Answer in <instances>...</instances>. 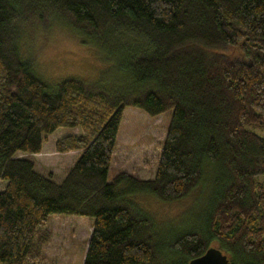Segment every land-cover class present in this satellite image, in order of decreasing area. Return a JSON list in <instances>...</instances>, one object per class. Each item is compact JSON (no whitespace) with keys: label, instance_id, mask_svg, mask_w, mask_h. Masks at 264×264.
Here are the masks:
<instances>
[{"label":"trees","instance_id":"trees-1","mask_svg":"<svg viewBox=\"0 0 264 264\" xmlns=\"http://www.w3.org/2000/svg\"><path fill=\"white\" fill-rule=\"evenodd\" d=\"M64 21L113 62L97 81L45 83L24 25ZM114 75H113V74ZM127 107L172 109L152 178L109 181ZM81 152L61 181L36 169L47 135ZM264 0H0V264L41 261L52 214L94 219L84 264H189L218 247L264 264ZM195 205L160 222L152 193Z\"/></svg>","mask_w":264,"mask_h":264},{"label":"rangeland","instance_id":"rangeland-1","mask_svg":"<svg viewBox=\"0 0 264 264\" xmlns=\"http://www.w3.org/2000/svg\"><path fill=\"white\" fill-rule=\"evenodd\" d=\"M21 47L24 55L34 57L40 78L50 86L69 77L97 81L103 73L110 74L113 68V62L101 49L84 40L64 21L53 19L46 27L36 19L31 25H24ZM172 113L170 109L158 116H151L138 108L125 109L109 171L110 182L122 171L141 178L155 175ZM81 133L80 127H61L47 135L41 153L32 155L20 152L18 156L31 157L39 172L45 175L52 173L57 181H61L81 152H58L56 143L66 135ZM259 179L264 180V174ZM5 184L0 180V191ZM201 190L199 186L188 197L173 202L163 201L152 193L140 194L138 199L144 209L160 222H168L192 208ZM93 224L94 219L88 216L50 215L45 228L52 235L44 247L43 259L36 260V264H84Z\"/></svg>","mask_w":264,"mask_h":264},{"label":"water","instance_id":"water-1","mask_svg":"<svg viewBox=\"0 0 264 264\" xmlns=\"http://www.w3.org/2000/svg\"><path fill=\"white\" fill-rule=\"evenodd\" d=\"M189 264H232L221 248L210 247L203 255L192 259Z\"/></svg>","mask_w":264,"mask_h":264}]
</instances>
